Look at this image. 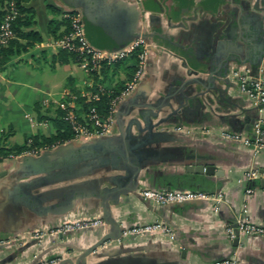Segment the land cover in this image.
I'll use <instances>...</instances> for the list:
<instances>
[{
	"label": "crops",
	"instance_id": "1",
	"mask_svg": "<svg viewBox=\"0 0 264 264\" xmlns=\"http://www.w3.org/2000/svg\"><path fill=\"white\" fill-rule=\"evenodd\" d=\"M82 1L80 10L92 45L114 51L140 37L146 47L142 75L115 106L118 123L114 119L109 132L112 144L123 142L118 125L125 129L144 111L155 114L153 122L161 120L153 130L164 136L147 145L152 151L135 176H126L117 166L114 150H99L94 158L72 167L69 160L54 166L60 162L56 155H49L48 172L18 156L0 159V264H76L82 251L108 231V225L58 234L49 230L65 219L100 216L105 194L100 190L114 187L105 180L112 176L122 192L116 201H107L111 219L122 229L160 221L170 234L120 236L82 255L79 264H140L138 259L143 264L221 260L264 264V238L242 234L234 244L225 231L239 216L264 226V149L221 135L236 132L251 139L253 123L264 119V111L238 92L232 76L236 70H256L263 42L264 0ZM23 5L33 9L34 29L42 40L0 66V146L21 144L34 134H52L50 118L58 101L71 100L89 83L77 62L58 60L60 49L52 41L63 25L54 34L46 28L48 20L59 22L70 6L63 0H27ZM236 19L240 31L229 38V44L224 28L229 22L234 27ZM226 57L232 60L220 75L206 72L215 58L219 71V62ZM124 64L115 69L117 77L112 81H126ZM103 83L107 84V78ZM72 140L74 145L82 141ZM64 154L71 155V147L58 153ZM199 165L212 173L186 171ZM250 169L256 170L257 177L248 181L245 173ZM178 183L199 185L192 188L219 201L159 205L138 194L142 188H179ZM247 186L251 193L246 199ZM35 231L42 235L34 237Z\"/></svg>",
	"mask_w": 264,
	"mask_h": 264
},
{
	"label": "built area",
	"instance_id": "2",
	"mask_svg": "<svg viewBox=\"0 0 264 264\" xmlns=\"http://www.w3.org/2000/svg\"><path fill=\"white\" fill-rule=\"evenodd\" d=\"M136 3L138 0H134ZM0 11H2L0 17V45H5L14 34L11 30V20L18 14V9L13 0H0ZM64 16H67L64 14ZM263 39H264V17L262 19ZM53 45L58 49H64L72 52L78 59V65L84 71L85 74L95 73L99 74L102 65H109L122 58L129 57L135 48L139 47L140 50L137 54V62L135 69L130 79L124 83V87L110 100L109 109L105 117H101L93 107L87 109L86 113L81 115L80 119L74 115L72 108L65 101L57 103L60 109L65 111L64 119L69 124L71 131L73 132L72 139H88L90 137L109 134L111 126L114 121V111L116 104L127 96L137 84L140 76L143 72L144 61L146 56V47L143 40L140 37H136L129 41L125 46L114 50L108 51L93 46L85 37V33L81 24L80 15L76 12L69 15V31L61 34L54 39ZM232 76L235 79V83L238 92L243 95L248 102L254 105L258 111H264V48L260 61L254 72H250L248 69L243 71H233ZM103 86V85H102ZM97 86L98 91L93 92H81L79 96L87 100H96L98 98V92L104 88ZM75 96H71L73 99ZM253 137L251 139L247 137H241L236 132H222V137L235 141H241L246 145H251L255 150L264 149V119L257 118L251 127ZM53 147V146H51ZM49 147V148H51ZM44 149L48 148H33L28 151H23L20 154L13 155L8 154L6 157H15L22 154L37 155ZM3 157V158H6ZM257 177V172L254 169H250L245 173V179L251 181ZM251 187L247 186L244 190L245 197L250 195ZM138 194L143 199L150 200L156 204L164 205L169 203H183L194 200L215 201L218 203L219 198L212 196L201 189L191 188H142L138 190ZM246 199H244L246 201ZM245 201L242 204L241 211H245ZM103 224V220L100 216H85L76 217L72 219L63 220L58 227L49 230L50 234L65 233L71 231H77L87 228H95ZM225 231L230 239H234L236 236L242 234H249L264 238V226L250 221L244 216H239L231 223L225 226ZM168 233L170 230L164 223L160 221H151L142 225L131 226L121 230V236L127 235H144L151 233ZM41 232H33L34 237L41 236ZM46 264V263H41ZM214 264H234L233 260H221L216 261Z\"/></svg>",
	"mask_w": 264,
	"mask_h": 264
},
{
	"label": "water",
	"instance_id": "3",
	"mask_svg": "<svg viewBox=\"0 0 264 264\" xmlns=\"http://www.w3.org/2000/svg\"><path fill=\"white\" fill-rule=\"evenodd\" d=\"M134 8L132 7L131 9L135 11L136 13V10H134ZM216 25L217 24H215L214 27ZM224 30L226 31V37H228L227 39L230 44L231 39L229 38L233 37L234 34L236 35L240 31V23L238 22V20L235 21V26L233 27L232 22H229L226 28H224ZM217 31H219V29ZM262 41H263L262 48H261L259 57L256 61L257 64L260 61V57L262 55V51L264 48L263 38H262ZM121 45H124V43H121ZM230 60H232V57H226L225 59H223L222 62H219L220 63L219 67L221 69L217 71L218 70V59L215 58L214 59L215 62H209V64H207L208 67H207L206 72L208 74H219L220 75L223 71L222 68L224 69L226 64ZM216 67H217V70H216ZM192 80L202 83L200 78H192ZM117 113L118 111L116 112L115 110L114 119L118 123ZM154 116H155L154 113L150 111H144L142 113H139L138 119L129 121L126 124L125 129L120 128V126L118 125L119 134L123 140L121 145L117 143L112 144V138L110 137V135L105 134V135L90 137L88 139H83L80 143L75 144V145L72 142L74 140L71 139V140H68L67 142L55 145L49 149H44L41 152H39L37 155L22 154V155H19L18 157H20V159H22L26 164H31L34 168L41 170V171L48 172L49 162L47 161V158L49 155H54V156L56 155L55 157L56 160L60 162V163L54 164V166L61 164L60 166L58 165L59 167H61L63 166L62 164L63 161L69 160L70 162L69 165L70 167H72L76 164H79L81 160H87L90 158H94L95 155L99 154V150L103 152L108 151V150H114L118 154L117 166H120L122 169L126 171V176L128 174L131 176H135L138 173V171L141 169V167H143V162L145 161V159L149 156L150 152L152 151L149 148H146L147 145H149L152 142H156L157 140H159L160 138H163L164 136V132L153 130V128L157 126L161 121L160 120V121L153 122L152 118ZM131 126H133V130H134L133 133L131 131ZM70 147H71V155H66V154L58 155L59 152L69 149ZM186 171L193 172L196 174H200V173L211 174L212 173L211 169H208V167H204L202 165H199L197 167H192V169H188ZM105 180H109L110 182L114 184V187H110V188L105 187L100 190V192L103 191L105 193L102 196V202L100 203V207L102 210L100 217L102 218L103 223L108 225L109 229L105 233H102L96 241H94L92 244H90L87 248H85L82 251V254L79 255L76 261L77 262L76 264H79L78 260L82 257V255H85L91 251H94L96 248L101 246L106 241L118 240L121 236L120 233H121L122 227L111 219L107 201L109 200L112 202L116 201L118 195L122 192L121 191L122 189L120 188L119 184L115 181L114 176L109 177V179L106 178ZM131 186H132L131 188H134V182L132 183ZM184 186L198 187L199 185H196V184L184 185L183 183H180V184L178 183L177 185V187L179 188H183ZM165 188H170V187H165ZM236 241H237V236L233 239V243L235 244ZM138 262H140V264L144 263V261L140 259H138ZM98 264H101V263H98Z\"/></svg>",
	"mask_w": 264,
	"mask_h": 264
},
{
	"label": "trees",
	"instance_id": "4",
	"mask_svg": "<svg viewBox=\"0 0 264 264\" xmlns=\"http://www.w3.org/2000/svg\"><path fill=\"white\" fill-rule=\"evenodd\" d=\"M14 4L18 9V14L11 20V30L14 34V37L11 38L5 45H0V66H2L10 56L14 54H19L27 50V48L31 47L34 43H38L42 40L40 33L34 29L35 25V17L34 11L29 6H24L23 3L27 0H13ZM65 4L70 6V8L63 12L62 19L57 22L56 20H48L47 21V32L54 34L55 29L59 24L63 25L64 29L55 35V37H59L61 34L66 33L69 31V15L78 13L80 15L81 24L86 36V28L88 27L86 17L83 15V11L80 10L82 8L83 1L82 0H63ZM48 9L55 11L56 8L48 5ZM2 11H0L1 17ZM64 14L68 15L64 16ZM95 22L98 23V20L95 19ZM133 39V38H132ZM130 39V40H132ZM88 40V39H87ZM89 42V41H88ZM90 43V42H89ZM94 46V45H93ZM96 47V46H95ZM98 48V47H97ZM119 49V48H118ZM140 48L137 47L131 53L129 57L122 58L117 60L109 65H102L99 71V74H102L103 77L106 74H109L110 68L115 69L119 65H123L124 63V70L126 71V80L130 79L131 75L134 72L135 65L137 62V54ZM58 60H72L78 62L76 55L72 52L66 51L64 49H60L58 51ZM113 71H110L112 73ZM93 74L95 79L96 75ZM102 77V78H103ZM100 82L102 81L99 80ZM124 87V82L116 81L110 89H103L102 91L98 92V98L96 100H87L80 96H76L75 100H73L76 104V109H72L74 115L80 119L81 115L86 113L87 109L93 107L96 112L101 116L105 117L107 115L110 100L119 93V91ZM91 91H98L96 86L91 87ZM79 95V93H77ZM65 111L60 109L59 107L56 108L55 114L52 118H50L52 125L54 127V132L50 135H41V134H34L24 138V141L21 144H15L10 146H0V159L6 157L8 154L17 155L22 153L23 151L30 150V149H37V148H49L51 146H55L61 144L65 141L71 140L73 138V132L71 131L69 124L64 119ZM191 189H194L190 187Z\"/></svg>",
	"mask_w": 264,
	"mask_h": 264
},
{
	"label": "rangeland",
	"instance_id": "5",
	"mask_svg": "<svg viewBox=\"0 0 264 264\" xmlns=\"http://www.w3.org/2000/svg\"><path fill=\"white\" fill-rule=\"evenodd\" d=\"M118 67V66H117ZM116 69V68H115ZM115 69H111L110 68V71H113L112 73H110V71H108V73L109 74H106V76L105 77H101V76H103L102 74H100L101 76H99V75H96V77H95V79H94V77H93V74L91 75V74H86L87 75V78H88V81H89V83L88 84H86V86L84 87V88H82L80 91H79V94L81 93V92H93V91H91V87H93V86H102L104 89H110V87H112V85H113V83H115V81H112L113 79H114V77L113 76H115V77H117V75H114L115 74ZM99 76V77H98ZM104 78H107V84L104 86V83H103V80H104ZM108 78H111V79H108ZM102 79V81L100 82L99 80H101ZM112 81V82H111ZM127 81V80H126ZM125 81V82H126ZM124 82V83H125ZM75 97L76 96H79V95H74ZM75 97L73 98V100H75ZM81 97V96H80ZM84 99V98H83ZM66 100V99H65ZM72 100V98H71V100H67V101H65L66 103H68V105L72 108V109H76V104H75V102ZM64 101V100H63ZM84 101H86L85 99H84ZM58 102H60V101H58ZM26 151H28V150H26ZM78 231V230H77ZM43 263H46V264H50V263H52L51 261H45V262H43Z\"/></svg>",
	"mask_w": 264,
	"mask_h": 264
},
{
	"label": "flooded vegetation",
	"instance_id": "6",
	"mask_svg": "<svg viewBox=\"0 0 264 264\" xmlns=\"http://www.w3.org/2000/svg\"><path fill=\"white\" fill-rule=\"evenodd\" d=\"M41 264V263H40Z\"/></svg>",
	"mask_w": 264,
	"mask_h": 264
}]
</instances>
